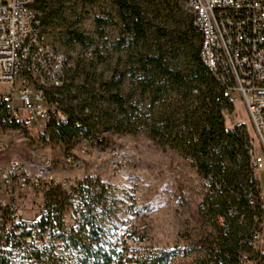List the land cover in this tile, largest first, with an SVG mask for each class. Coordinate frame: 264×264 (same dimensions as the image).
Wrapping results in <instances>:
<instances>
[{
  "label": "trees",
  "instance_id": "1",
  "mask_svg": "<svg viewBox=\"0 0 264 264\" xmlns=\"http://www.w3.org/2000/svg\"><path fill=\"white\" fill-rule=\"evenodd\" d=\"M111 2L121 23L114 45L127 43L128 47H134L128 57L130 64L125 73L113 69L110 79L99 84L105 96L95 88L79 86L86 96L74 103L70 102L74 96L69 93L67 67L61 109L66 120L60 123L54 118L49 134L65 142L79 132L90 136V129L133 133L142 127L156 145L179 147L192 160L189 163L200 178L210 176L201 209L213 216L217 224L212 244L204 236L197 241L205 256L197 258L195 264H247L253 236L258 237L262 229L258 200L253 206L246 202L248 190L259 197L257 178L249 167L251 147L241 123L225 126L222 110L232 105L200 61V35L191 16L187 13L189 19L176 21L172 28L157 27L145 19L139 0ZM36 7L47 11V15L53 12L43 0H38ZM46 23L45 17H41L42 28ZM152 26L155 39L150 45L146 31ZM67 34L68 40L78 44L84 45L87 40L76 30ZM181 53L187 57L185 62L179 60ZM126 73L130 88L121 95L119 87ZM101 100L113 108L103 107L99 104ZM143 101L146 104L140 111L139 104ZM74 122H78L77 127ZM97 143L102 144L101 140ZM105 189L102 182L92 177L82 178L67 190L47 187L37 220L40 247L27 248L25 239L31 237V231L22 224L18 225L21 227L18 234L13 232L14 227L5 229L6 220L0 213V264H170L176 254L188 252L185 247L152 251L125 246L126 237L132 232L119 236V230L127 199L122 195L107 201ZM67 208L74 212L75 218L64 226L61 218ZM0 210L8 211L6 206ZM217 216L224 218L225 227L216 221ZM53 228L58 232H51ZM44 232L48 241L43 238ZM119 237L120 246L116 248L113 243ZM55 240L60 241L59 249ZM256 253L264 264V253Z\"/></svg>",
  "mask_w": 264,
  "mask_h": 264
},
{
  "label": "rangeland",
  "instance_id": "2",
  "mask_svg": "<svg viewBox=\"0 0 264 264\" xmlns=\"http://www.w3.org/2000/svg\"><path fill=\"white\" fill-rule=\"evenodd\" d=\"M44 5L55 12L46 14L40 11L47 23L43 29L48 41L62 51L67 59L71 103L86 96L79 88L90 87L104 94L99 84L110 79L113 69L126 72L129 55L134 47L114 45L119 36L121 23L111 0H43ZM139 0L145 19L154 26L173 27L175 22L189 19L184 8V0ZM167 4V5H166ZM172 14L170 17L169 15ZM97 19L103 20L98 23ZM76 30L86 36L85 44L68 40L67 32ZM147 42L152 45L155 39L154 27L147 29ZM89 41V43H88ZM180 62L187 57L180 54ZM132 61V60H131ZM130 88L127 73L119 87L121 95ZM9 89V84L0 82V94ZM112 91V89H109ZM108 110L113 108L101 100ZM146 101L139 104L144 110ZM60 116V113L57 114ZM225 126L241 123L253 153H261L255 132L247 113L237 96L233 105V119H224ZM90 136L79 132L76 136L62 142L52 137L41 140L33 131L15 128L0 131V173L8 167L10 159L16 157L24 164V169L35 178L47 179L55 176L65 180L67 190L84 177L97 178L104 184L105 199L124 196L127 208L123 215L128 220V233L125 246L141 247L157 251L172 247H185L188 252L176 254L170 264H195L197 258L205 256V251L197 245L203 236L212 244L216 239L217 224L213 216L202 211V200L208 194L200 183V175L191 165L179 147L167 144L156 145L147 131L139 127L133 133L113 131L97 132L90 129ZM101 140L102 144H98ZM49 154L54 163L46 170H37L29 163L40 162L33 157ZM72 156L74 163L67 164L64 158ZM75 163L79 166L76 167ZM257 183L264 197V169L259 170ZM98 188V186H96ZM12 194L16 213L23 219L37 217L43 207L45 195L39 192L20 189L17 185L9 189L0 188V200H8ZM211 194V193H210ZM133 195L134 199L128 198ZM212 195V194H211ZM261 231L252 240L247 251V264H262L257 251L264 253V210H262ZM74 212L67 208L62 214L64 226L74 221ZM127 233V235H128Z\"/></svg>",
  "mask_w": 264,
  "mask_h": 264
},
{
  "label": "built area",
  "instance_id": "3",
  "mask_svg": "<svg viewBox=\"0 0 264 264\" xmlns=\"http://www.w3.org/2000/svg\"><path fill=\"white\" fill-rule=\"evenodd\" d=\"M38 0H0V82L9 84V89L0 94L2 115L0 131L19 129L33 131L44 140L49 137L52 120L64 123L63 86L67 81L65 54L47 40L41 24V15L36 5ZM184 8L191 16L192 25L200 35L199 58L222 88L232 108L222 110L223 118L233 119V105L239 97L255 132L261 153H253L249 167L253 175L264 169V0H184ZM86 111V109H85ZM60 113L58 117L57 114ZM78 126V122H74ZM235 124V123H234ZM231 124L230 127H232ZM33 157L40 162L29 163L37 170H46L54 163L49 155ZM192 162L191 159H187ZM67 164L74 163L72 156L64 158ZM20 159H10L8 167L0 173V188L9 189L14 184L22 190L44 194L47 187H64L65 180L55 176L41 179L32 177ZM78 167L79 164L75 163ZM210 176L200 178L203 188H208ZM99 193V187L95 188ZM13 195L0 200V209L5 217L4 228H15L18 234L22 227L31 231L25 239L27 248L40 247L38 239V215L23 219L16 213ZM128 198L134 199L133 195ZM257 204L264 210V197L258 199L252 190L246 192V202ZM14 210V212H12ZM131 209L127 207L123 215ZM2 214V215H3ZM216 221L225 227L224 218ZM128 220L123 219L119 236L127 234ZM57 233V229L51 230ZM43 233V238H47ZM257 236H253L256 240ZM54 245L60 248V241ZM120 246V237L114 241Z\"/></svg>",
  "mask_w": 264,
  "mask_h": 264
},
{
  "label": "crops",
  "instance_id": "4",
  "mask_svg": "<svg viewBox=\"0 0 264 264\" xmlns=\"http://www.w3.org/2000/svg\"><path fill=\"white\" fill-rule=\"evenodd\" d=\"M255 176H256V178H257V175H255ZM257 181H258V179H257ZM258 193H259V195L261 196L260 191H259V182H258Z\"/></svg>",
  "mask_w": 264,
  "mask_h": 264
}]
</instances>
